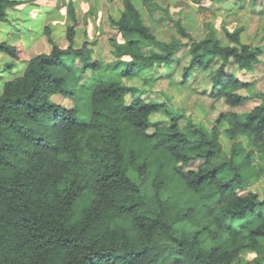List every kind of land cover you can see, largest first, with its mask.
<instances>
[{
  "label": "trees",
  "instance_id": "obj_1",
  "mask_svg": "<svg viewBox=\"0 0 264 264\" xmlns=\"http://www.w3.org/2000/svg\"><path fill=\"white\" fill-rule=\"evenodd\" d=\"M39 1L0 0V21L8 4ZM142 2L155 10L154 0ZM68 5L65 38L47 26L51 50L31 56L0 92V264H264V92L238 75L256 71L264 46L245 41L242 26L225 30L229 43L214 29L197 40L170 18L192 41L178 54L179 43L159 40L135 1L122 0L111 24L123 41L111 40L115 60L105 62L93 41L75 46L77 11ZM147 41L162 52H146ZM0 51L28 55L6 41ZM161 64L180 73L188 108L204 94L219 110L211 130L146 89L162 78ZM85 101L91 114L82 119ZM223 121L229 155L218 146ZM194 143L205 150L190 153ZM259 180L263 194L252 188ZM182 223L190 233H178Z\"/></svg>",
  "mask_w": 264,
  "mask_h": 264
},
{
  "label": "rangeland",
  "instance_id": "obj_2",
  "mask_svg": "<svg viewBox=\"0 0 264 264\" xmlns=\"http://www.w3.org/2000/svg\"><path fill=\"white\" fill-rule=\"evenodd\" d=\"M52 1V0H45ZM56 1V0H54ZM77 11V27L78 36L77 39L82 45L83 41H93L95 58H102L105 62H111L115 60L113 53L114 46L112 45V39L123 41L120 30L117 25H112V19L118 20L120 18L122 10V0H74ZM141 10L143 16L146 19L147 24L151 27L152 32L157 36L159 40L167 42H177L180 44L179 53L188 51L191 44V40L186 37H182L176 31L170 18L175 20L181 19L187 29L192 33L194 39H201L209 35L210 30L214 29L216 35L221 38L224 43H229L228 38L225 36V30H234L237 27H244L243 39L248 42H252L261 46H264V0H258L253 4L251 0H226L221 3L211 4L210 2H204L201 5L189 2L187 0H154L156 8L153 12H150L143 4L142 0H134ZM253 4V5H252ZM34 5L29 4L27 8L21 12L20 19L15 21L6 20L0 22V37L7 41L19 39L21 36L25 37L27 41L25 44H30L32 30L38 29V20L41 18H32L29 16ZM27 19V21H26ZM37 20V21H36ZM70 23L72 19L70 18ZM29 28V30H26ZM56 34L59 40H63V37L58 35L63 34L62 29L56 27ZM86 39V40H85ZM24 43V42H23ZM39 52H48V44L46 41H42L38 44ZM28 51V49H25ZM146 52H162V47L154 42L147 41L145 44ZM34 55V50L31 52ZM262 61L258 63L256 71L253 73L238 72L241 78L256 81L255 91L262 90L264 92V55L261 57ZM11 60L10 62H12ZM158 70L171 75L162 74V78L159 80H148L146 89L152 92L163 91L168 96L172 105H167L165 108L175 115L182 113L187 107V101L191 102L192 98H189L187 90H179V84L176 83V79L180 77L179 72H174L172 66L161 64ZM12 71V73H11ZM18 69L13 67L0 68V82L8 79L17 72ZM166 75V76H165ZM157 76V75H156ZM92 80V78H91ZM205 83L201 82L199 85L193 84L192 88H198L202 90V85L205 87ZM209 85V83H208ZM201 86V87H200ZM241 91H244L241 89ZM51 100L57 103H61L66 106H73L74 99L68 98L63 95L55 94L51 97ZM196 106H189L190 116L193 117V122L198 125L210 126L213 124L214 119L218 115V109L210 106L211 101L207 95L201 94L197 98ZM254 101L251 100L247 104L239 107L240 111L249 109L253 105ZM223 107L222 103L219 104ZM221 107H219L220 109ZM80 117L86 119L90 117V107L87 101L81 103ZM162 117L160 113L155 115V118ZM168 119V118H166ZM205 123V124H204ZM218 146L226 148V144L219 142ZM190 153L203 152L205 147L200 144L194 143L187 149ZM226 152V151H225ZM211 163V162H210ZM211 165H214L211 163ZM254 190H259L263 194V183L257 181L252 186ZM263 196V195H262ZM179 234H188L191 232V228L182 223L177 226ZM247 258L254 257L253 253L246 254Z\"/></svg>",
  "mask_w": 264,
  "mask_h": 264
},
{
  "label": "crops",
  "instance_id": "obj_3",
  "mask_svg": "<svg viewBox=\"0 0 264 264\" xmlns=\"http://www.w3.org/2000/svg\"><path fill=\"white\" fill-rule=\"evenodd\" d=\"M13 1H25V0H13ZM70 0H52V1H47L45 2V0H40L37 3H31V2H24V3H16V4H8L5 8V19L6 21H8L10 23V21H15L16 19H20V21H23L22 17H21V12L24 11L27 6L29 4L34 5V8L31 10V12L29 13V16H32V18H39V15H42V13H44L43 16H41V18L37 19L38 20V29H34V31L32 30V34H31V38H29V40H31L30 44H25V41H27V39L23 36H21L19 39L16 40H12V41H7L4 38L0 37V41H6L9 42L11 44H15V45H22L24 47V49H28V55L26 56H22L19 59H15L14 57L8 55L7 53H4L2 51H0V68H8V67H13V68H17L18 71L14 73V75L8 79H5L3 82H0V92L3 90V86L4 83L9 80L12 79L20 74H22V72L25 70L26 65L29 61V58L31 56H34L36 54H39L41 52L38 51V44L41 43L43 40L47 42L48 44V48L49 49L51 47V44L48 42L47 37L44 33L45 28L47 26H50L52 29V32L54 34H56V27L61 28L63 34L58 35L59 37H63L65 38L66 36V29H67V23H68V3ZM75 4V1L72 0ZM76 7V6H75ZM2 20V21H4ZM36 20V21H37ZM0 21V22H2ZM27 21V19H26ZM78 23V22H77ZM26 30H29V28H27ZM78 36V27L76 24V37H75V46L76 47H81L86 41H83L82 45L79 44V40L77 39ZM24 42V43H23ZM34 50V55L31 54V52ZM51 50V48H50ZM49 52V51H48ZM11 60H13L12 62H10ZM10 64H14V65H10ZM12 73V71H11ZM162 74H166V75H171L170 73H165L162 72ZM165 75V76H166ZM192 121H193V117H192ZM195 123V122H194ZM196 125H198L197 123H195ZM205 124V123H204ZM199 126V125H198ZM206 127L211 130L213 127V124H211L210 126L206 125ZM228 127V123L227 121H223L219 128H220V133L218 135V141L219 142H223L224 144H226V148L223 147L224 152L226 151V153L229 155L230 154V150L232 148L233 142L225 135L224 130L225 128ZM238 140H243V144L245 148H248L247 145V141L246 138L244 136H240L238 138ZM220 159H214L213 162L214 163H219ZM262 183V182H260ZM263 193V192H262ZM261 194V193H260Z\"/></svg>",
  "mask_w": 264,
  "mask_h": 264
}]
</instances>
